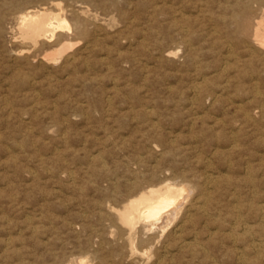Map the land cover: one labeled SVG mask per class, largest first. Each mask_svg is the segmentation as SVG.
I'll use <instances>...</instances> for the list:
<instances>
[{
    "label": "rangeland",
    "instance_id": "rangeland-1",
    "mask_svg": "<svg viewBox=\"0 0 264 264\" xmlns=\"http://www.w3.org/2000/svg\"><path fill=\"white\" fill-rule=\"evenodd\" d=\"M12 1L0 0V264H71L81 256L94 264H155L165 249L161 264H263L264 50L237 38L234 27L248 1ZM29 10L60 13L71 28L61 30L60 39L33 43L19 21ZM75 16L83 33H75ZM255 16L261 19V9ZM167 177L190 182L196 193L205 188L207 210L191 212L177 243L165 248L156 241L152 250L142 243L155 257L132 260L119 233L110 232L105 203L119 206ZM245 221L257 225L251 231L263 251L251 248Z\"/></svg>",
    "mask_w": 264,
    "mask_h": 264
},
{
    "label": "bare ground",
    "instance_id": "bare-ground-1",
    "mask_svg": "<svg viewBox=\"0 0 264 264\" xmlns=\"http://www.w3.org/2000/svg\"><path fill=\"white\" fill-rule=\"evenodd\" d=\"M13 1H16V0H13ZM12 1V2H13ZM36 1V0H35ZM44 0H42V3H44L43 2ZM55 1V0H54ZM76 1V0H75ZM88 1V0H87ZM87 1H85V2H87ZM90 1V0H89ZM88 1V2H89ZM99 1V0H98ZM108 1V0H107ZM111 1V0H110ZM232 2H233V0H231ZM239 1V0H238ZM248 2H246V4H245V6L243 7V9L241 10V8H240V14H238V15H235V25H234V27H236V29H235V33L237 34V38H243V40L247 43H250V44H254V45H256V46H258L261 50H264V0H252L253 1V3L254 2H256V5L258 4V6L255 8V6L250 2V0H247ZM80 2V1H79ZM112 2V1H111ZM118 2V1H117ZM239 2H241V1H239ZM6 3V2H5ZM7 3H10L9 1H7ZM39 3H40V1H39ZM94 3V2H93ZM108 3H110V2H108ZM114 3V2H113ZM21 4H23V2L22 3H15L14 4V9H20V6L19 5H21ZM54 4V3H53ZM66 4V3H65ZM89 4V3H88ZM102 4V3H101ZM117 4H119V3H117ZM241 4V3H240ZM4 5V4H3ZM10 5V4H9ZM8 5V6H9ZM36 5V4H35ZM67 5V4H66ZM66 5H65V8H66ZM102 5H104V4H102ZM114 5V4H113ZM230 5H231V3H230ZM235 5V4H234ZM4 6H7V4L6 5H4ZM10 6H13V4H11ZM29 6H31V5H29ZM68 6H69V3H68ZM82 6V5H81ZM97 6V5H96ZM112 6V5H111ZM110 6V7H111ZM115 6V5H114ZM233 6V5H232ZM17 7V8H16ZM58 7V6H57ZM70 7V6H69ZM72 7V8H71ZM71 7H70V9H73V6H72V4H71ZM92 7V6H91ZM225 7V6H224ZM223 7V8H224ZM5 8V7H4ZM26 8V7H25ZM44 8V7H43ZM68 8V7H67ZM77 8V7H76ZM76 8H74V11H75V9ZM96 8V7H95ZM108 8V7H107ZM234 8V7H233ZM237 8V7H236ZM3 9V8H2ZM54 9H55V7H54ZM98 9V8H97ZM100 9H101V6H100ZM259 9H261V11H262V17H261V19H257L256 18V16H255V14L257 13V10H259ZM5 10V9H4ZM12 10V9H11ZM103 10V9H102ZM118 10V9H117ZM229 10V9H228ZM239 10V9H238ZM3 11V10H2ZM18 11V10H17ZM84 11H85V9H84ZM87 11V10H86ZM85 11V12H86ZM104 12H105V10H103ZM102 11V12H103ZM19 13H20V11H18ZM83 12V11H82ZM118 12H119V10H118ZM235 12V11H234ZM0 13H1V10H0ZM8 13V12H7ZM10 13H12V12H10ZM16 13V12H15ZM78 13H79V10H78ZM84 13V12H83ZM107 13V12H106ZM233 13V12H232ZM14 14V13H13ZM65 14V13H64ZM77 14V13H76ZM103 14V13H102ZM105 14V13H104ZM91 15V14H90ZM97 15V14H96ZM230 15V14H229ZM5 16V15H4ZM74 16V15H73ZM123 16H125V15H123ZM1 17H2V15H1ZM0 17V18H1ZM80 17H81V15H80ZM112 17V16H111ZM229 17H231V16H229ZM124 18H127V17H124ZM3 19V18H2ZM85 19V18H84ZM88 19V18H87ZM122 19V18H121ZM224 19V18H223ZM76 16H75V23H74V28H75V33H80V32H82L83 30H82V28H84V26L80 29V26L78 25V23L76 22ZM234 20H233V22H234ZM19 21H20V28H21V30H22V33H23V36H24V38H26V39H28V40H30V41H32L33 43H43V42H46V40H48L49 38H51V37H54V36H58V37H56V38H59L60 39V37H61V30H63V29H69V28H71V25H70V23L68 22V20L65 18V17H63L60 13H58V14H54V13H52V12H48V11H43V10H35V11H32V10H29V11H26V12H23V13H21V15L19 16ZM0 22H2L1 20H0ZM96 22V21H95ZM131 22H132V20H131ZM225 22V21H224ZM81 23V22H80ZM89 23V22H88ZM98 23V22H97ZM123 23H124V19H123ZM82 24V23H81ZM106 24V23H105ZM101 25H103V24H101ZM129 25V24H128ZM1 26V25H0ZM95 26H97V25H95ZM126 26H127V23H126ZM87 27H89V26H87ZM87 27L85 28V29H87ZM125 26H123V28H124ZM2 28H3V26H2ZM20 28H19V30H20ZM99 28V27H98ZM97 28V29H98ZM103 28V27H102ZM107 28V27H106ZM230 28V27H229ZM90 29V28H89ZM88 29V30H89ZM91 29H93V28H91ZM103 29H105V28H103ZM5 29H3V31H4ZM82 30V31H81ZM185 31L187 30V29H184ZM3 31H1V32H3ZM93 31V30H92ZM95 31H96V28H95ZM189 31V30H188ZM1 32H0V34H1ZM99 32V31H98ZM97 32V33H98ZM182 32V31H181ZM70 33V32H69ZM83 33V32H82ZM89 33V32H88ZM96 33V32H95ZM187 33V32H186ZM4 34V33H3ZM87 34V33H86ZM90 34V33H89ZM95 35V34H94ZM113 35V34H112ZM116 35V34H115ZM181 35V34H180ZM186 35V34H185ZM80 37H81V35H79ZM86 36V35H85ZM84 36V37H85ZM98 36V35H97ZM101 36V35H100ZM179 36V35H178ZM236 36V35H235ZM90 37V36H89ZM184 37V36H183ZM62 38V37H61ZM74 39H75V37H73ZM81 38H83V35H82V37ZM98 38V37H97ZM179 38H180V36H179ZM182 38V37H181ZM77 39V38H76ZM100 39H102V36H101V38ZM183 39V38H182ZM186 39V38H185ZM56 40V39H55ZM87 40V39H86ZM98 40V39H97ZM187 40H190V39H187ZM52 41V40H51ZM237 41V40H236ZM239 41V40H238ZM22 42V41H21ZM50 42V41H49ZM56 42H58V41H56ZM91 42V41H90ZM101 42V41H100ZM184 42V41H183ZM188 42V41H187ZM55 43V42H54ZM60 43V42H59ZM73 43V42H72ZM79 43V42H78ZM84 43H86V42H84ZM189 43V42H188ZM231 43V42H230ZM22 44H24V43H22ZM28 44H30V43H28ZM50 44V43H49ZM57 44V43H56ZM92 44V43H91ZM238 44V43H237ZM249 44V45H250ZM27 45V44H26ZM52 45V44H51ZM62 45V44H61ZM87 45V44H86ZM85 45V46H86ZM89 45V44H88ZM88 45H87V47H88ZM189 45H192V44H189ZM228 45H229V43H228ZM248 45V44H247ZM84 46V47H85ZM230 47H231V45H229ZM228 46V47H229ZM245 46V45H244ZM73 47V45L71 46V48ZM183 47H184V45H183ZM242 47V46H241ZM248 47V46H247ZM253 47V46H252ZM60 48V47H59ZM58 48V49H59ZM181 48V47H180ZM246 48V47H245ZM62 49H63V46H62V48H60V50H58L59 52L60 51H62ZM82 49V48H81ZM90 49V48H89ZM89 49H87V50H89ZM190 49H192L191 47H190ZM229 49V48H228ZM231 49V48H230ZM252 49V48H251ZM57 50V49H56ZM72 50V49H71ZM173 51V50H172ZM229 51H231V50H229ZM255 51V50H254ZM25 52V51H24ZM51 52V51H50ZM70 52V51H69ZM72 52V51H71ZM166 52V51H165ZM175 52V51H174ZM261 52V51H260ZM46 53V52H45ZM57 53V52H56ZM66 53V52H65ZM83 53V56H84V53H85V51L84 52H82ZM171 53H173V52H171ZM177 53V52H176ZM230 53H232V52H230ZM253 53V52H252ZM256 53H258V49H257V52ZM12 54V53H11ZM10 54V55H11ZM31 54V53H30ZM34 54H35V52H34ZM51 54V53H50ZM67 54V53H66ZM167 54V53H166ZM175 54V53H174ZM234 54V53H233ZM250 54V53H249ZM254 54V53H253ZM17 55V54H16ZM25 55H27V54H25ZM38 55V54H37ZM53 55H54V53H53ZM57 55V54H56ZM63 55V54H62ZM169 55H170V53H169ZM173 55V54H172ZM189 55V54H188ZM261 55V54H260ZM14 56V55H13ZM48 56V55H47ZM55 56V55H54ZM86 56V55H85ZM187 56V55H186ZM246 56H247V54H246ZM25 57V56H24ZM28 57V56H27ZM32 57V56H31ZM34 57V56H33ZM43 57H45V56H43ZM57 57H59V56H56V58ZM66 57V56H65ZM64 57V59H66ZM184 57H185V55H184ZM14 58H15V60L17 59V57L16 56H14ZM35 58V57H34ZM70 58V57H69ZM189 58V57H188ZM26 59H29V58H26ZM26 59H25V62H26ZM52 59V58H51ZM54 59V58H53ZM76 59H78V58H76ZM75 59V60H76ZM190 59V58H189ZM48 60H50V59H48ZM61 60V59H60ZM60 60L58 61L59 63H60ZM68 60V59H67ZM70 60V59H69ZM186 60H188V59H186ZM18 61V60H17ZM16 61V62H17ZM19 61H20V59H19ZM29 62H30V59L28 60ZM27 61V62H28ZM37 61H38V57H37ZM43 61V60H42ZM192 61V60H191ZM22 62V61H21ZM28 62V63H29ZM35 62V61H34ZM47 62V61H46ZM56 62H57V60H56ZM58 62H57V65H58ZM31 63H33V60H32V62ZM30 63V64H31ZM62 63V62H61ZM71 63V62H70ZM18 64H19V62H18ZM23 64V63H22ZM34 64V63H33ZM44 64V63H43ZM65 64H67V63H65ZM45 65V64H44ZM53 65V64H52ZM65 66V65H64ZM240 71V70H239ZM253 75V74H252ZM253 76H255V75H253ZM226 80V79H225ZM228 85V84H227ZM196 86V85H195ZM198 86V85H197ZM195 88V87H194ZM192 90H194V89H192ZM219 91V90H218ZM193 93V92H192ZM217 93V92H216ZM206 95V94H205ZM199 96V95H198ZM211 96V95H210ZM195 97V96H194ZM199 98H200V96H199ZM215 101V100H214ZM213 101V102H214ZM193 106H194V104H193ZM243 106V105H242ZM195 107V106H194ZM240 107V106H239ZM191 108H192V104H191ZM244 108V107H243ZM256 110V109H255ZM246 112V111H245ZM245 112H243L244 114H245ZM242 113V112H241ZM248 114V113H247ZM259 114V113H258ZM249 115H250V113H249ZM252 115V114H251ZM260 115V114H259ZM148 117H151V116H148ZM249 117V116H248ZM253 117V116H252ZM196 118V117H195ZM198 118V117H197ZM143 119H145V118H143ZM252 120V119H251ZM140 121V120H139ZM224 121V120H223ZM248 121H250V120H248ZM226 122V121H225ZM242 122V121H241ZM252 122V121H251ZM255 122V121H254ZM144 123V122H143ZM235 123V122H234ZM149 124V123H148ZM249 125V124H248ZM239 127H241L240 125H239ZM246 127H247V125H246ZM50 128V127H49ZM232 128V127H231ZM234 129V128H233ZM235 129H236V126H235ZM234 129V130H235ZM240 129V128H239ZM175 131V130H174ZM233 131V130H232ZM50 132V131H49ZM235 132V131H234ZM54 133V132H53ZM179 133V132H178ZM232 133V132H231ZM255 134V133H254ZM122 135V134H121ZM225 135V134H224ZM233 135V134H232ZM235 136L237 135L236 133L234 134ZM63 138H64V136H62ZM227 137V136H226ZM234 137V136H233ZM232 137V138H233ZM234 140V139H233ZM225 141V140H224ZM242 142V141H241ZM153 144V143H152ZM155 144H156V142H155ZM230 144V143H229ZM264 144V143H263ZM159 145V144H158ZM167 145V144H166ZM233 145V144H232ZM234 146V145H233ZM236 147V146H235ZM98 148V147H97ZM156 148V147H155ZM162 148V147H161ZM218 148H220V146H218ZM232 148V147H231ZM230 148V149H231ZM237 148V147H236ZM222 149V148H221ZM158 151H160V150H158ZM161 151H162V149H161ZM231 152V151H230ZM99 153V152H98ZM216 153V152H215ZM160 155V154H159ZM264 155V154H263ZM162 156L164 157V154H162ZM141 157H142V155H141ZM160 157V156H159ZM99 158H101V157H99ZM142 158H144V157H142ZM213 158V157H212ZM91 159V158H90ZM105 159V158H104ZM157 159V158H156ZM163 159V158H162ZM127 160V159H126ZM143 160V159H142ZM160 160V158L158 159V161ZM207 160V159H206ZM146 161V160H145ZM157 161V162H158ZM174 161V160H173ZM175 161H176V159H175ZM104 162V161H103ZM106 162V161H105ZM139 162V161H138ZM157 162H156V165H157ZM206 162H208V160L206 161ZM97 163V162H96ZM205 163V162H204ZM208 163H210V162H208ZM107 164V163H106ZM131 164H133V163H131ZM135 164V163H134ZM155 164V163H154ZM179 164V163H178ZM213 164H215V163H213ZM257 164V163H256ZM136 165V164H135ZM155 165V166H156ZM210 165V164H209ZM231 165V164H230ZM129 166V165H128ZM132 166V165H131ZM150 166H151V164H150ZM154 166V167H155ZM232 166V165H231ZM108 167V166H107ZM135 167V166H134ZM153 167V168H154ZM202 167V166H201ZM210 167V166H209ZM248 168H250L249 167V165L247 166ZM246 167V168H247ZM48 169H49V167H48ZM143 169V168H142ZM145 169V168H144ZM143 169V170H144ZM147 169V168H146ZM145 169V170H146ZM179 169V168H178ZM261 169H263V168H261ZM94 170V169H93ZM184 170V169H183ZM251 170V169H250ZM48 171H50V170H48ZM57 171V170H56ZM87 171V170H86ZM92 171V170H91ZM247 171V170H246ZM248 171H249V169H248ZM247 171V172H248ZM98 172V171H97ZM100 172V171H99ZM140 172V171H139ZM152 172V171H151ZM170 172H172V170H170ZM177 172H180V171H177ZM183 172V171H182ZM208 172V171H207ZM214 172V171H213ZM216 172V171H215ZM219 172V171H218ZM250 172V171H249ZM260 172V171H259ZM51 173V172H50ZM71 173V172H70ZM72 173H73V171H72ZM95 173V172H94ZM181 173V172H180ZM257 173H258V171H257ZM53 174V173H52ZM61 174H63V172L61 173ZM75 174V173H74ZM90 174V173H89ZM98 174V173H97ZM102 174V173H101ZM152 174V173H151ZM176 174H178V173H176ZM216 174V173H215ZM219 174V173H218ZM220 174H222V173H220ZM219 174V175H220ZM228 174V173H227ZM248 174V173H247ZM246 174V175H247ZM259 174V173H258ZM48 175H49V173H48ZM65 175V174H64ZM72 175V174H71ZM78 175V174H77ZM168 175V174H167ZM170 175H172V173H170ZM169 175V176H170ZM181 175V174H180ZM188 175H189V173H188ZM187 175V176H188ZM191 175V174H190ZM214 175V174H213ZM223 176L225 175V174H222ZM33 176H34V174H33ZM53 176V175H52ZM63 176V175H62ZM68 176V175H67ZM66 176V177H67ZM70 176V175H69ZM68 176V177H69ZM76 176V175H75ZM79 176V175H78ZM91 176V175H90ZM89 176V177H90ZM104 175L102 174V177H103ZM154 176V175H153ZM164 176V175H163ZM168 176V177H169ZM186 176V175H185ZM205 176V175H204ZM71 177V176H70ZM165 178L163 181H162V183H161V185H158V186H149V185H146V186H149L148 188H146V187H141V186H139V187H141V189L143 188V190L142 191H140V192H138V193H136V194H133V195H131L129 198H126V200L122 203V204H120L119 206H114V205H112V204H110V203H105L106 204V206H105V209H106V213H107V215H108V219H110V221L112 222V224L111 225H109V226H112V227H114V229L112 228L111 229V233H112V235H113V233L114 232H118L119 233V235H120V238L121 239H123V241H125L126 242V244H124V245H127V249H125V250H127V252H126V254L124 253V250H123V254H125V255H127L130 259H134V258H136V257H140V256H147V255H149V253L151 252V251H148L147 250V246H149V248L151 249V247H152V245L156 242V241H162V244H163V246L165 247V248H169L170 246H172V245H174V243H177L178 242V240L182 237V235H183V233L184 232H186V230H188L189 229V227H190V225H191V218L193 219V213L191 214V212L193 211V210H204V209H206V205L207 204H209L208 202V200H209V198H207V196H206V189L205 188H202L201 187V189L199 190V192L198 193H196V192H194V190H192V188H190L189 187V181L190 180H188V179H186L185 181H187L188 180V184L186 183L185 184V182H183V183H177V182H174V180L173 179H169V178ZM171 177V176H170ZM184 177V176H183ZM196 177V176H195ZM194 177V178H195ZM214 177V176H213ZM227 177V176H226ZM249 177V176H248ZM63 178V177H62ZM75 178H77V177H75ZM114 178V177H113ZM116 178V177H115ZM115 178H114V180H115ZM173 178H174V175H173ZM179 178V177H178ZM177 178V179H178ZM193 178V177H192ZM198 178V177H197ZM204 178V177H203ZM252 178V177H251ZM262 178V177H261ZM33 179V178H32ZM64 179V178H63ZM71 179H73V178H71ZM94 179V178H93ZM177 179H176V177H175V180L177 181ZM196 179V178H195ZM208 179V178H207ZM206 179V183H208V182H212V180L211 179H209V180H207ZM231 179V178H230ZM253 179V178H252ZM256 179V178H255ZM53 180V179H52ZM136 180V179H135ZM155 180H156V178L154 179V181H153V183L155 182ZM173 180V181H172ZM183 180V179H182ZM181 180V181H182ZM193 180V179H192ZM196 180H200V178L199 179H196ZM247 180V179H246ZM74 180H72V182H73ZM85 181H86V179H85ZM116 182H117V180H115ZM138 181V180H137ZM157 181V180H156ZM161 181V180H160ZM201 181V180H200ZM203 181V180H202ZM213 181H214V179H213ZM231 181V180H230ZM88 182V181H87ZM124 182V181H123ZM132 182V181H131ZM146 182V181H145ZM193 182H195V181H193ZM216 182V181H215ZM218 182V181H217ZM216 182V183H217ZM248 182V181H247ZM258 182V181H257ZM92 183V182H91ZM103 183H105V182H103ZM156 183H159V182H156ZM155 183V184H156ZM200 183V182H199ZM213 183V182H212ZM254 183V182H253ZM88 184H89V182H88ZM93 184V183H92ZM135 184V183H134ZM140 184H143L142 182L140 183ZM145 184V183H144ZM152 184V183H151ZM194 184H198V183H194ZM94 185H96V184H94ZM109 185V184H108ZM204 185H207V184H204ZM217 185H219L218 183H217ZM75 186H76V184H75ZM118 186V185H117ZM132 186H134V185H132ZM138 186V185H137ZM199 186H202V185H199ZM135 188H137L136 186H134ZM196 187H198V186H196ZM214 187H216V186H214ZM251 187V186H250ZM101 188V187H100ZM110 188V187H109ZM195 188V187H194ZM260 188V187H259ZM103 189V188H102ZM123 189V188H122ZM214 189H216V188H214ZM106 190V192L107 191H109V190H107V189H105ZM128 190H130V189H128ZM207 190H208V188H207ZM254 190V189H253ZM257 190V189H256ZM81 191V190H80ZM103 191V190H102ZM110 191H112V190H110ZM110 191L108 192V195L110 194ZM209 191V190H208ZM212 191V190H211ZM214 191V190H213ZM233 191V190H232ZM236 191V190H235ZM264 191V190H263ZM105 192V193H106ZM130 192V191H129ZM133 192V191H132ZM132 192H130V193H132ZM234 192V191H233ZM255 192V191H254ZM258 192V191H257ZM112 193V192H111ZM237 193V192H236ZM107 194V193H106ZM113 194V193H112ZM224 194V193H223ZM229 194V193H228ZM235 194V193H234ZM243 194V193H242ZM256 194V193H255ZM264 194V193H263ZM127 195V194H126ZM129 195V194H128ZM226 195V194H225ZM110 196V195H109ZM116 196V195H115ZM120 196V195H119ZM122 196H123V194H122ZM121 196V197H122ZM236 196H237V194H236ZM255 196H257V195H255ZM264 196V195H263ZM111 197V196H110ZM124 197H125V195H124ZM123 197V198H124ZM211 197V196H210ZM216 197V196H215ZM238 198V197H237ZM255 198H257V197H255ZM108 200H111V199H108ZM215 200V199H214ZM240 201V199L238 200V202ZM97 202V201H96ZM114 202V201H113ZM117 202V204H118V200L116 201ZM219 202V201H218ZM236 202H237V200H236ZM214 203V202H213ZM226 203V202H225ZM235 203V202H234ZM246 203H248V202H246ZM245 203V205H247ZM263 203H264V201H263ZM262 203V204H263ZM244 204V203H243ZM100 206H101V204H99ZM238 205V204H237ZM240 205V204H239ZM238 205V206H239ZM245 205H244V207H245ZM258 205H259V203H258ZM261 205V204H260ZM259 205V206H260ZM220 206V205H219ZM251 206V205H250ZM258 206V207H259ZM263 206H264V204H263ZM103 207V206H102ZM234 207H235V210H237L236 209V206L234 205ZM240 207V206H239ZM249 207V206H248ZM255 207V206H254ZM260 207H262V205L260 206ZM212 208H213V205H212ZM218 208H220V207H218ZM100 209V208H99ZM101 210V209H100ZM207 210V209H206ZM212 210V209H211ZM247 210V209H246ZM259 211H260V209H258ZM262 210V209H261ZM264 210V209H263ZM209 211V210H208ZM241 211H242V208H241ZM251 211V210H250ZM104 212H105V210H104ZM206 213H207V211H205ZM218 212V211H217ZM233 212V211H232ZM243 212V211H242ZM244 212H245V208H244ZM248 212V211H247ZM252 212V211H251ZM262 212V211H261ZM196 213V212H195ZM86 214H87V212H86ZM101 214H102V212H101ZM204 214V213H203ZM221 214V213H220ZM249 214V213H248ZM83 215H85L84 213H83ZM88 215V214H87ZM208 215H209V212H208ZM221 215H223V214H221ZM261 215V214H260ZM77 216V215H76ZM196 216V215H195ZM217 216V215H216ZM242 216V215H241ZM262 216V218L264 217V215H261ZM96 217V216H95ZM200 217V216H199ZM243 217H244V214H243ZM253 217V216H252ZM256 217V216H255ZM78 218V217H77ZM209 218V217H208ZM246 218V217H245ZM73 219V218H72ZM75 219V218H74ZM79 219V218H78ZM77 219V220H78ZM212 219V218H211ZM216 219H218V218H216ZM240 219V218H239ZM242 219V218H241ZM240 219V220H241ZM83 220V219H82ZM199 220V219H198ZM239 220V221H240ZM243 220V219H242ZM241 220V221H242ZM256 220V219H255ZM261 220H264V219H261L260 218V221ZM103 221V220H102ZM107 221V220H106ZM109 221V222H110ZM194 221V220H193ZM108 222V221H107ZM196 222V221H195ZM207 222V221H206ZM209 222V221H208ZM207 222V223H208ZM219 222V221H218ZM236 222H238L237 220H236ZM248 222L249 221H245V222H242L241 224H242V227H243V230H244V232H243V234H246L245 235V237L246 236H248V237H250V239L252 240V242L250 243V246H251V248H255V249H260V244L258 243V242H256V239H254L258 234H256V236L254 237V232L253 231H251V228H253V227H255V226H257V225H253V227H250V226H248ZM263 222V221H262ZM205 223V222H204ZM207 223H206V225H207ZM264 223V222H263ZM72 224V223H71ZM195 224V223H194ZM232 224H234V223H232ZM75 225V224H74ZM80 225V224H79ZM196 225V224H195ZM205 225V224H204ZM203 225V226H204ZM209 225V224H208ZM259 225H260V223H259ZM258 225V226H259ZM72 227H74L73 225H71ZM91 226V225H90ZM89 226V227H90ZM93 226V225H92ZM234 226V225H233ZM236 226V225H235ZM241 226V225H240ZM263 226V225H262ZM66 227V229H67V226H65ZM201 227V226H200ZM207 228H208V226H206ZM78 228V227H77ZM82 228H85L84 226L82 227ZM93 228V227H92ZM95 228V227H94ZM226 228V227H225ZM231 228H232V226H231ZM256 228V227H255ZM35 229V228H34ZM95 229H97V228H95ZM106 229V228H105ZM193 229V228H192ZM196 229H197V227H196ZM210 229V228H209ZM216 229H219V228H216ZM215 229V230H216ZM233 229V228H232ZM238 229V228H237ZM80 231H82L81 229H79ZM198 230V229H197ZM196 230V231H197ZM208 230V229H207ZM211 230V229H210ZM235 230H236V227H235ZM234 230V231H235ZM89 231V230H88ZM107 231V230H106ZM191 231V230H190ZM214 231V230H213ZM242 231V230H241ZM76 232H77V230H76ZM76 232H75V234H76ZM83 232V231H82ZM98 232H100V231H98ZM189 232V231H188ZM187 232V233H188ZM198 232V231H197ZM212 232V231H211ZM264 232V231H263ZM73 233V232H72ZM200 233V232H199ZM218 232H217V230H216V234H214V235H218L217 234ZM231 233V232H230ZM232 233H234V232H232ZM258 233V232H257ZM87 234V233H86ZM213 234V233H212ZM239 234H242V232L241 233H239ZM98 235H99V233H98ZM194 236H195V234H193ZM202 235V234H201ZM201 235H198V237H201ZM209 235V234H208ZM213 235V236H214ZM233 235V234H232ZM260 235H261V233H260ZM106 236V235H105ZM109 236V235H108ZM212 236V235H211ZM212 236V237H213ZM238 236V235H237ZM261 236H263V234L261 235ZM84 237V236H83ZM212 237H209V238H211V240H212ZM229 237V236H228ZM236 237V236H235ZM110 238V237H109ZM183 238V237H182ZM192 238V237H191ZM238 238H239V236H238ZM243 239H244V236L242 237ZM247 238V237H246ZM257 238V237H256ZM259 238V237H258ZM81 239V238H80ZM83 240H84V238H82ZM93 239H94V237H93ZM97 239H99V237L97 238ZM195 239V238H194ZM232 239V238H231ZM236 239V238H235ZM241 239V238H240ZM261 239H262V237H261ZM260 239V240H261ZM100 240V239H99ZM111 240H112V238H111ZM120 240V239H119ZM188 240V239H187ZM199 240V239H198ZM197 240V241H198ZM238 240V239H237ZM236 240V241H237ZM264 240V239H263ZM121 241V240H120ZM210 241V240H209ZM220 241V240H219ZM218 241V242H219ZM262 241V240H261ZM260 241V242H261ZM81 242V241H80ZM99 242V241H98ZM103 242V241H102ZM194 242V245H195V241H193ZM82 243H84L83 241H82ZM87 243V242H86ZM112 243V242H111ZM114 243V242H113ZM142 243H147V246H146V249L145 248H142V247H140V245H142ZM183 243V244H182ZM180 242V244H181V246H183L182 248H185V247H189V246H187V244L185 243V241L184 242ZM192 243V242H191ZM220 243V242H219ZM233 243V242H232ZM238 243H239V241H238ZM118 244H120V243H118ZM122 244V243H121ZM120 244V245H121ZM122 244V245H123ZM162 244H161V247H162ZM200 244V243H199ZM230 245H231V243H229ZM234 244V243H233ZM106 245V244H105ZM113 245V244H112ZM119 245V246H120ZM123 245V246H124ZM198 245V244H197ZM95 246V245H94ZM108 246H110L109 244H108ZM143 246V245H142ZM202 246H204L203 244H202ZM208 246V245H207ZM211 246V245H210ZM262 246H264L263 244H262ZM88 247V246H87ZM99 247V246H98ZM112 247V246H111ZM178 247V246H177ZM206 247V246H205ZM224 247V246H223ZM234 247V246H233ZM240 247V246H239ZM105 248V247H104ZM115 248V247H114ZM116 248H118V247H116ZM180 248V247H179ZM209 248V247H208ZM214 248V247H213ZM225 248V247H224ZM235 248V247H234ZM262 248V247H261ZM81 249H83V248H81ZM89 249V248H88ZM92 249H93V247H92ZM100 249V248H99ZM121 249V248H120ZM159 249V248H158ZM160 249H162V248H160ZM203 249H205V248H203ZM229 249V248H228ZM255 249H254V251H255ZM109 250H110V248H109ZM152 250V249H151ZM166 250V249H165ZM165 250H163L164 252H163V257H162V255H160L159 257H158V260H157V264H161L163 261H164V254H165ZM199 250H201V249H199ZM211 250H212V248H211ZM218 250V249H217ZM226 250V249H225ZM241 250V249H240ZM260 250H262V249H260ZM91 251H93V250H91ZM114 251V250H113ZM169 250H167V252H168ZM176 251V250H175ZM184 251H186V249L184 250ZM183 251V252H184ZM206 251V250H205ZM214 251V250H213ZM237 251H239V249L237 250ZM263 251V250H262ZM83 252H84V250H83ZM157 252V251H156ZM190 252L191 253H196V250H194V249H190ZM202 252V251H201ZM210 252V251H209ZM209 252L208 253H206V254H209ZM222 252V251H221ZM240 252H242V251H240ZM244 252V251H243ZM89 252H87L86 254H88ZM116 253H117V251H116ZM115 253V254H116ZM174 253H176V252H174ZM174 253H173V255H174ZM177 253H178V251H177ZM263 253H264V251H263ZM262 253V254H263ZM86 254H84V255H86ZM90 254V253H89ZM99 254H101V253H98V255ZM162 254V253H161ZM211 254V253H210ZM260 254V253H259ZM258 254V255H259ZM78 255H82V253L81 254H78ZM92 255H94V253H92ZM97 255V254H96ZM97 255V256H98ZM102 255V254H101ZM117 255V254H116ZM116 255H114L115 257H116ZM119 255H121L120 253H119ZM124 255V256H125ZM167 255V254H166ZM172 255V256H173ZM180 255V254H179ZM178 255V256H179ZM205 255V254H204ZM244 255V254H243ZM253 255V254H252ZM257 255V256H258ZM264 255V254H263ZM103 256V255H102ZM123 256V257H124ZM151 256V258H152V256L153 255H149V257ZM174 256H177V254H175ZM183 256V255H182ZM212 256V255H211ZM256 256V257H257ZM262 256V255H261ZM78 257V256H77ZM99 257H100V255H99ZM127 257V258H128ZM153 257H155V256H153ZM157 257V256H156ZM169 257V256H168ZM194 257V256H193ZM240 256L238 255V258H239ZM241 257H243V256H241ZM246 257V256H245ZM259 257V256H258ZM263 257V256H262ZM71 258V257H70ZM101 258V257H100ZM100 258L98 259V260H100ZM122 258V257H121ZM172 258V257H171ZM184 258V257H183ZM199 258V257H198ZM206 258H207V256H206ZM97 258H95V260H96ZM103 259V258H102ZM124 259V258H123ZM143 259V258H142ZM145 259V258H144ZM154 259V258H153ZM175 259H176V257H175ZM197 259V258H196ZM212 259H213V257H212ZM255 259V258H254ZM260 260H261V258H259ZM64 260H66V259H64ZM72 260V259H71ZM116 260V259H115ZM122 260V259H121ZM120 260V261H121ZM131 260V261H132ZM155 260V259H154ZM153 260V261H154ZM172 260V259H171ZM187 260V259H186ZM214 260V259H213ZM239 260V259H238ZM255 260H257V259H255ZM263 260V259H262ZM104 262H107V261H105V260H103ZM123 261V260H122ZM141 261V260H140ZM175 261V260H174ZM185 261V260H184ZM204 261V260H203ZM212 261V260H211ZM215 261V260H214ZM217 261V260H216ZM64 262V261H63ZM98 262V261H97ZM114 262V261H113ZM147 262V261H146ZM173 262V261H172ZM171 262V263H172ZM178 262V261H177ZM177 262H175V263H177ZM195 262H196V260H195ZM206 261H204V263H205ZM237 262V261H236ZM239 262V261H238ZM243 262V261H242ZM69 263H70V261H69ZM116 263V262H115ZM119 263V262H118ZM121 263V262H120ZM123 263V262H122ZM131 263V262H130ZM129 263V264H130ZM155 263V264H156ZM245 263H247V262H245ZM71 264H94V262H92L88 257H78V258H74L73 260H72V262H71ZM106 264V263H105ZM113 264V263H112ZM145 264V263H144ZM188 264V263H187ZM248 264V263H247ZM263 264H264V262H263Z\"/></svg>",
    "mask_w": 264,
    "mask_h": 264
}]
</instances>
